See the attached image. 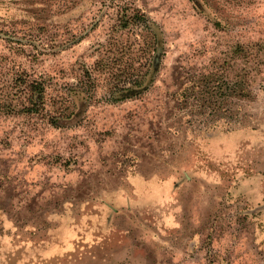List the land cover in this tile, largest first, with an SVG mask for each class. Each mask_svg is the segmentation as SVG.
Segmentation results:
<instances>
[{
	"label": "rangeland",
	"instance_id": "rangeland-1",
	"mask_svg": "<svg viewBox=\"0 0 264 264\" xmlns=\"http://www.w3.org/2000/svg\"><path fill=\"white\" fill-rule=\"evenodd\" d=\"M2 104L0 264H264V0H0Z\"/></svg>",
	"mask_w": 264,
	"mask_h": 264
},
{
	"label": "trees",
	"instance_id": "trees-1",
	"mask_svg": "<svg viewBox=\"0 0 264 264\" xmlns=\"http://www.w3.org/2000/svg\"><path fill=\"white\" fill-rule=\"evenodd\" d=\"M127 9H125V12ZM134 11L139 12L140 10L135 8L133 9L132 12H129L127 14L131 15ZM131 13V14H130ZM140 15V14H139ZM142 19L146 20V17L144 15H142ZM240 50H242L243 55L247 56L248 53L247 51H245L246 49L244 47H241ZM21 78L20 76L15 78V81L17 82L18 79ZM22 87H20V90L22 92V94H25L27 96V101L32 104V109L35 106L36 108H39L40 106H42L44 104V93H45V85L42 81L39 80H24V84L20 85ZM25 106V105H24ZM4 108V105H0V109ZM37 110V109H35Z\"/></svg>",
	"mask_w": 264,
	"mask_h": 264
}]
</instances>
